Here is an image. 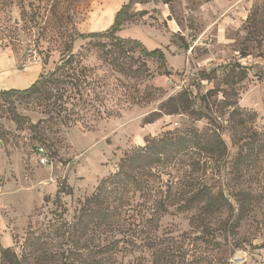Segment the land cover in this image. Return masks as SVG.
<instances>
[{"label": "rangeland", "instance_id": "1", "mask_svg": "<svg viewBox=\"0 0 264 264\" xmlns=\"http://www.w3.org/2000/svg\"><path fill=\"white\" fill-rule=\"evenodd\" d=\"M130 1L0 0V93L30 88L60 64L70 44L78 62L75 77L63 79L61 101L48 102L43 95L0 97V248L10 251L5 264H60L64 225L73 222L78 201L116 170L123 153L143 146L145 139L187 128L218 136L224 150L176 162L169 170L172 178L163 177L164 184L177 183L171 191L174 204L179 193L200 184L226 199L230 192L253 195L247 200L248 217L231 233L222 230L233 220L229 213L194 224L193 212L171 207L157 233H169L168 246L181 248L170 254L171 263L182 264L187 241L181 235L187 234L188 241L204 235L208 259L264 264V153L243 179L231 168L238 146L250 144L252 132L258 135L255 148L264 143V32L259 25V35L248 40L244 29L264 0H172L167 5L142 0L133 5L117 36L137 41L147 52L161 51L163 68L136 48L122 51L105 40L78 38L108 30L116 12ZM259 20L264 22V15ZM189 70L209 78L204 85L187 80L194 115H167L162 106L180 91L167 82L165 71ZM40 147L45 166L38 161ZM204 226L211 231L204 234ZM78 242L79 250L64 256L70 264H89L88 236ZM145 257L137 263L151 262ZM99 261L104 264V257Z\"/></svg>", "mask_w": 264, "mask_h": 264}, {"label": "trees", "instance_id": "2", "mask_svg": "<svg viewBox=\"0 0 264 264\" xmlns=\"http://www.w3.org/2000/svg\"><path fill=\"white\" fill-rule=\"evenodd\" d=\"M172 0H164V4H169ZM210 0H206L209 2ZM142 0H131L123 5L116 12L111 27L99 33L80 35L82 40L102 41L105 40L113 47L124 50L125 46L129 49L136 48L140 55L147 59H156L163 68L164 58L159 50L147 52L134 40L121 39L117 34L122 30L124 23L130 17L129 12L133 5L143 4ZM145 14H141L144 16ZM264 15V4L254 8L249 18L246 19L247 31L246 39L259 35L257 27L262 25L264 32V22L259 17ZM242 58L246 57L244 51L241 52ZM75 67L78 62L72 54L71 44L67 47L65 55L60 59V64L53 71L46 75H41L38 80L28 89L17 91L10 90L1 92L0 97L4 101L10 100L12 96L34 97L43 95L44 99L50 102L62 100L61 93L66 90L61 86L63 79L75 77ZM83 75L84 69L80 70ZM166 74L170 75L167 71ZM244 75V74H243ZM204 79H209L204 76ZM53 87V89H51ZM195 99V98H194ZM203 103L206 97H201ZM52 104V103H51ZM167 115L186 114L194 115L193 100L187 91L177 92L176 96L171 97L162 106ZM234 112L239 113L238 110ZM241 116V114H239ZM246 117L255 119L254 113L245 112ZM14 119L18 117L13 115ZM242 125L243 120L238 122ZM248 138L252 139L250 144L244 143L238 146L231 168L243 179L249 170L256 169L260 163L258 157L264 153L263 146L253 145L256 132H252ZM263 147V148H262ZM224 150V143L214 134L207 135L193 128L184 129L181 132H164L156 138L144 140L143 146L134 147L121 156L116 165V170L103 178L90 196L83 201H78V209L73 217L71 224H65V249L62 252L60 264H70L64 252L69 254L79 250V239L81 236H88L89 248L92 260L89 264H100L102 256L104 264H138L148 256L147 264H172L170 254L174 248L167 244V235L162 233L158 236L159 222L169 213L171 207L175 212H193L194 224L199 223L213 216L229 215L233 218L229 226L222 229L231 233L233 229L248 217L250 203L247 201L253 195L251 191L230 192L229 198H224L222 193L212 194L205 184H200L187 194H180L178 204L172 201L171 191L175 189L177 183L167 182L164 184L163 177L172 178L169 170L176 162L185 156L195 154L198 156L219 154ZM255 150L258 152L255 155ZM190 186V184L188 185ZM61 191V190H60ZM58 191V194L60 193ZM187 195V196H186ZM229 199L232 201L229 202ZM234 207H233V206ZM226 225V223H225ZM209 226H204L205 231H211ZM209 235H213L210 233ZM188 235L182 234L181 238L186 240L187 248L182 252V264H227L226 260L208 259L206 250L210 247L204 235L188 241ZM73 250L70 249L69 243ZM200 246L197 248V245ZM218 244H215L216 247ZM190 246V248H189ZM9 249L0 248V264L9 263ZM195 255V256H194ZM127 259L125 263L124 260ZM132 259V261H130ZM129 260V261H128ZM142 264V263H139Z\"/></svg>", "mask_w": 264, "mask_h": 264}, {"label": "built area", "instance_id": "3", "mask_svg": "<svg viewBox=\"0 0 264 264\" xmlns=\"http://www.w3.org/2000/svg\"><path fill=\"white\" fill-rule=\"evenodd\" d=\"M206 43L210 44L211 40H208ZM189 78L193 79L197 84H201V85H204L207 82L206 80L201 79L199 74L195 70L193 71L189 70L186 72H180L179 74L169 75L166 77V80L169 84L172 83L175 86V89H177L178 91H183V90L189 91L188 88H186L187 87L186 83ZM36 152L38 155L39 164L41 166H45L46 164H48L47 158L45 157L44 149L40 147L36 150Z\"/></svg>", "mask_w": 264, "mask_h": 264}, {"label": "crops", "instance_id": "4", "mask_svg": "<svg viewBox=\"0 0 264 264\" xmlns=\"http://www.w3.org/2000/svg\"><path fill=\"white\" fill-rule=\"evenodd\" d=\"M217 27H218V28H221L222 25L219 24ZM219 31L221 32V30H219ZM217 37L220 38V33L217 35ZM178 47H179V46H178ZM0 73H2V72L0 71ZM33 78H34V77L32 76V77L30 78V80H33ZM30 80H29V79H28V80L25 79V81H26L25 83L29 82Z\"/></svg>", "mask_w": 264, "mask_h": 264}, {"label": "bare ground", "instance_id": "5", "mask_svg": "<svg viewBox=\"0 0 264 264\" xmlns=\"http://www.w3.org/2000/svg\"><path fill=\"white\" fill-rule=\"evenodd\" d=\"M26 84H27V83H26ZM26 84H25V85H26Z\"/></svg>", "mask_w": 264, "mask_h": 264}]
</instances>
